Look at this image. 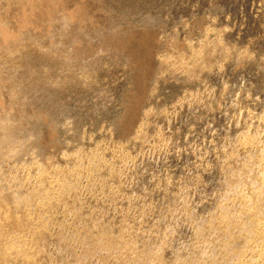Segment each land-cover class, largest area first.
Returning <instances> with one entry per match:
<instances>
[{"label":"rangeland","instance_id":"rangeland-1","mask_svg":"<svg viewBox=\"0 0 264 264\" xmlns=\"http://www.w3.org/2000/svg\"><path fill=\"white\" fill-rule=\"evenodd\" d=\"M34 6V38L0 53V140L21 142L0 141V218L24 264H264V0Z\"/></svg>","mask_w":264,"mask_h":264},{"label":"bare ground","instance_id":"bare-ground-1","mask_svg":"<svg viewBox=\"0 0 264 264\" xmlns=\"http://www.w3.org/2000/svg\"><path fill=\"white\" fill-rule=\"evenodd\" d=\"M40 3L43 2L45 4V6L47 7V11L44 14H47L48 16L50 15L54 3L55 4H61L63 3V0H21L18 1L17 0H0V53H5L8 52H13L15 49H18L17 47H19L21 45L25 44V41H27V39L31 40L30 38H34V34H33V29L34 27L37 28L38 23L41 20V16L39 14L38 7L34 6V3ZM53 4V5H52ZM56 7V6H55ZM10 8H15L16 9V14H17V19H16V24L14 26V28H11V26L9 27V19L4 15V12L7 10L10 11ZM37 8V9H35ZM60 8V7H59ZM63 8V7H62ZM41 9V8H40ZM46 10V9H45ZM60 10V9H59ZM63 10V9H62ZM40 11V10H39ZM8 14V13H7ZM15 14V15H16ZM15 15L13 16V18L15 17ZM65 15V14H62ZM52 16V15H51ZM68 16L70 18H72L71 14H68ZM46 17V16H45ZM56 17V16H55ZM54 18V17H53ZM52 18V19H53ZM43 19V18H42ZM47 19V18H46ZM51 19V20H52ZM64 19V18H63ZM49 20V19H48ZM47 21V20H45ZM56 21V20H55ZM59 21V20H58ZM63 21V20H62ZM65 22V21H64ZM48 23V22H47ZM63 23V22H61ZM42 24V23H41ZM44 24V23H43ZM46 24V23H45ZM48 25V24H47ZM47 25H45L47 27ZM37 26V27H36ZM44 26V25H43ZM41 27V26H40ZM38 27V28H40ZM49 27V26H48ZM53 29V28H52ZM41 30V29H40ZM46 30V29H45ZM44 30V31H45ZM50 30V31H49ZM45 32H47V35H51L52 30L49 29ZM54 30V29H53ZM23 47V46H21ZM223 46L221 45H215L213 48H211L212 50L210 52H212V54L218 56L220 54H223L225 51L222 48ZM22 50V48H21ZM14 53V52H13ZM12 53V54H13ZM11 54V53H10ZM227 54V53H225ZM224 55V54H223ZM27 57V56H26ZM180 57V56H179ZM192 57V56H191ZM1 58V57H0ZM78 58V57H77ZM191 59V58H190ZM1 60V59H0ZM204 60V56L200 55L198 57H196L195 59L192 60H188V65L185 66L186 68H188L191 72L196 70L202 71L205 66L203 65V61ZM187 61V60H186ZM240 62V61H239ZM3 63V62H2ZM27 63V62H26ZM187 63V62H186ZM206 65V64H205ZM3 66L2 64H0V67ZM3 69V67H2ZM0 68V71L2 70ZM189 72V71H188ZM192 74V73H191ZM2 75L0 74V123L3 122V120H9V114L7 115H2V111L4 109V105L2 102V88H3V80L1 79ZM10 138V137H9ZM2 143H7V147L5 149V151L7 153L10 152H14L17 151L19 149V147L21 146V142L19 141H15V140H8V136L4 135L1 137L0 140ZM23 143V142H22ZM23 145V144H22ZM261 162V161H260ZM0 183H2L0 181ZM237 183V182H236ZM258 189V188H257ZM20 190V189H17ZM16 191V190H15ZM258 193V192H257ZM260 194V195H259ZM21 194L17 192H14L12 194L13 199H19ZM258 195L261 196V193H258ZM22 196V195H21ZM257 197V196H255ZM22 198V197H21ZM20 198V199H21ZM2 198H0L1 200ZM258 200V199H257ZM250 202V201H249ZM255 202V201H254ZM252 205L249 203V205L247 206V209H249L248 207ZM256 205V204H255ZM254 205V206H255ZM252 206V210L253 207ZM257 206V205H256ZM251 207V206H250ZM258 207V206H257ZM256 209V207L254 208ZM246 210V209H245ZM260 208L259 211L257 209L258 212H260ZM256 211V210H255ZM256 211V212H257ZM262 211V210H261ZM257 212V213H258ZM247 213V212H246ZM245 212L242 214H240L239 217H244V215L246 214ZM12 217V216H11ZM233 217V215H232ZM8 218V217H7ZM238 219V217H233V218H224L222 217L220 219V227L224 228V229H228V227L230 225H233L232 223ZM241 219V218H240ZM239 219V220H240ZM8 220V219H7ZM15 220V219H14ZM243 224V223H242ZM14 225V224H13ZM244 225V224H243ZM242 228H244L247 223L245 224V226ZM250 225V224H248ZM247 225V226H248ZM29 225H27V229L25 226V231L28 230ZM231 227V226H230ZM249 227V226H248ZM246 227V228H248ZM241 228V227H239ZM30 229V228H29ZM237 229V228H236ZM250 229V228H249ZM225 230V231H226ZM251 230V229H250ZM249 230V231H250ZM254 230V229H253ZM252 230V231H253ZM21 231H24L21 228ZM29 231V230H28ZM228 231V230H227ZM242 231V230H241ZM245 233V232H244ZM251 233V231H250ZM249 233V234H250ZM225 236V235H224ZM253 237V236H252ZM29 239L28 234L26 232H17V230H14L13 227H11V225L9 223H7L4 219L0 218V264H24V262L26 261V252L22 249L23 244ZM249 239V238H248ZM239 240V239H238ZM234 241V240H233ZM251 241V240H250ZM257 242V241H256ZM256 248V247H255ZM237 252H235L236 254ZM231 254V253H230ZM229 254V255H230ZM240 254V253H239ZM237 255V254H236ZM234 257V255L232 254L231 257ZM230 259V258H229ZM201 260V259H200ZM233 260V259H232ZM230 261V260H229ZM231 262V261H230ZM139 263L140 264H162V259H161V254L158 251L157 253H153V254H149V255H143L141 257H139ZM179 263V262H178ZM175 263V264H178ZM202 263V262H201ZM197 264V262H196Z\"/></svg>","mask_w":264,"mask_h":264}]
</instances>
